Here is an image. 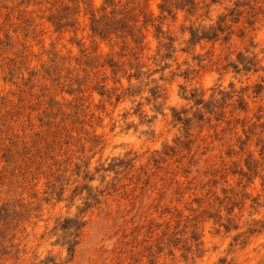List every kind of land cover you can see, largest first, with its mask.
Segmentation results:
<instances>
[{
	"label": "rangeland",
	"instance_id": "374dc122",
	"mask_svg": "<svg viewBox=\"0 0 264 264\" xmlns=\"http://www.w3.org/2000/svg\"><path fill=\"white\" fill-rule=\"evenodd\" d=\"M103 1L0 0V264H264V0Z\"/></svg>",
	"mask_w": 264,
	"mask_h": 264
},
{
	"label": "trees",
	"instance_id": "16d2710c",
	"mask_svg": "<svg viewBox=\"0 0 264 264\" xmlns=\"http://www.w3.org/2000/svg\"><path fill=\"white\" fill-rule=\"evenodd\" d=\"M131 3L132 7H130L128 10H126L127 8V5L128 3ZM183 2V1H182ZM163 3L164 4H167V0H163ZM193 3V2H192ZM116 2L115 0H104L103 3H102V6L98 9H94V8H91L89 10V13L92 14V17L95 19V15L96 13L98 12H103L104 14H102L98 20L103 21V20H106V26L107 27H111L113 26L114 28V32H111V33H115L117 37H120L118 36L119 35V32H120V35L122 36V33L126 30H128L129 28L130 29H133L135 28L136 26V23L140 20L139 18L142 17V26L138 28H136L137 32L140 33L141 29L143 27H146L148 25V23H150L151 21H154L156 18H154L152 16L151 13H148L146 12L145 10V6H143L145 4V1L140 3L138 2L137 0H128L126 4H124L122 7V9L118 10L116 9ZM235 6H239L241 4V1L240 0H236L234 2ZM111 8L112 10L109 11L108 13L109 14H106L107 12V8ZM62 10L66 11L68 14L71 12V8L69 5H66L65 7L62 8ZM237 9H234L232 10L235 11ZM58 13L61 12V10H57ZM119 13L121 14L122 16L119 18V19H116V14ZM110 21V26L108 25V22ZM227 21V14H222L218 17V21H217V25L216 26H211L210 27V31L209 33H203L202 36H198V38H207V39H210L212 36H209V35H214V37H218V31H221V32H224L225 29H230L229 26H223V29L224 30H221V24H225ZM119 24H123V26H119ZM115 25V26H114ZM118 25V26H117ZM119 31V32H118ZM230 34H232V32H228L227 33V36L229 37ZM191 35L193 37H196V35H198V33L194 30H192V33ZM225 39V38H223ZM238 59L241 61V63H243V67L245 69H247V67H249L248 65L246 64H251L252 65V62H253V58H248L246 56H244L242 53L238 54ZM233 86V85H232ZM254 87H261V85H254ZM249 87H247L248 89ZM247 89H242L241 91L243 90H247ZM230 93H224L223 95L224 96H227L229 95ZM243 97H239L238 100H237V106H235L234 108L238 107L240 109H242L243 111H247V107L245 105V107L243 108ZM245 103V102H244ZM264 110L263 107H259L257 112H262ZM255 117H256V120L255 121H250V120H247V119H244L243 121H241V124L245 127V130H244V134H245V138H242L239 137L238 141L241 143L242 146H240V149L242 150L243 147H245L246 144H248V140L253 136H257V143L256 145H260V154H261V157H262V160L264 162V142H263V138L259 137L261 136L262 133H264V121L263 122H260L258 123V121L261 119V117H263V115H256L255 114ZM232 121H229L227 123H231ZM238 122V121H236ZM252 122V123H251ZM252 157V153H250V155L248 156V158ZM255 166H257V161L255 160ZM248 169L249 170H252V165H249L248 166ZM70 219L66 220V222H69ZM68 249L71 250V246L68 247ZM71 252V251H70Z\"/></svg>",
	"mask_w": 264,
	"mask_h": 264
}]
</instances>
